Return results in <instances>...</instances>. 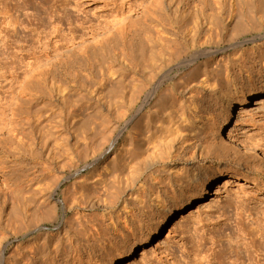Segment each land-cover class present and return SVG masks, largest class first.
Masks as SVG:
<instances>
[{"label": "rangeland", "instance_id": "obj_1", "mask_svg": "<svg viewBox=\"0 0 264 264\" xmlns=\"http://www.w3.org/2000/svg\"><path fill=\"white\" fill-rule=\"evenodd\" d=\"M5 19L15 20L18 26L14 33L3 31L2 35L7 34L0 42V264H119L130 248L137 252L149 244L152 233L144 234L157 222V210L149 198L156 181L178 173L194 176L204 169L239 174L249 182L218 180L207 189L191 220L175 226V212L167 231L153 242L148 257L134 258L131 264H183L181 260L187 262L190 252L213 255L230 241L243 245L264 264V244L253 230L255 220L264 224V186L259 183L264 179V109L249 106L250 110L239 112L246 100L254 103L258 93H264V0H0V21ZM89 26L102 28L104 34L84 35ZM72 38L74 46L70 44ZM106 42L105 55L124 77L105 84L92 57ZM44 50L51 52L49 58L33 66L34 57H43ZM158 83L157 92L146 101L145 96ZM55 86L60 91L68 89V95L63 91L60 95ZM132 90L136 91L134 97ZM64 94L68 104L62 99ZM107 97L111 98V108L105 103H109ZM32 98L49 103L48 113L58 122L61 116L67 122L65 111L72 101H80L77 114L83 121L74 129L81 132L84 122V130L90 131L82 130L79 136L75 133L78 129L73 132L65 123L64 130L54 122L61 127V133L56 127L55 131L70 144L75 138L91 136L90 148H80V141V150L67 158L55 151L61 147L60 138L54 139L56 142L53 138L33 142L24 123L30 104H35ZM228 103L234 106L228 132L254 142L256 155H244L237 145L227 144V133H216ZM98 125L103 126L101 133ZM94 127L95 137L91 134ZM220 144L227 145L229 151H221ZM120 149L126 167L103 171L109 178L108 186L112 185L110 192L116 188L111 192L115 195L99 193L100 188L88 184L90 180L83 183L86 190L77 188L81 179L91 175L96 179L101 166ZM92 150L96 152L89 155ZM79 151L83 153L77 155ZM97 152L103 153L98 165L92 160ZM83 192H89L84 195L87 199L81 196ZM93 193L106 199L109 193L114 198L99 204L97 195L88 196ZM182 195L189 196L186 191ZM91 201L95 203L89 207ZM142 204L151 209L143 212ZM168 208H173L172 203ZM130 217H134V225L128 221ZM150 217L154 218L148 221ZM126 220L128 229L123 224ZM196 234L205 239L201 248L195 247ZM253 244L261 248L262 255L253 253Z\"/></svg>", "mask_w": 264, "mask_h": 264}, {"label": "bare ground", "instance_id": "obj_2", "mask_svg": "<svg viewBox=\"0 0 264 264\" xmlns=\"http://www.w3.org/2000/svg\"><path fill=\"white\" fill-rule=\"evenodd\" d=\"M118 19H120V18H118ZM2 26H4V27H2ZM17 26H18V22H16L15 20H7V19H5V20H3V21H0V42L2 41V43H3V41H5V37H6V34L8 33V32H15L16 30H17ZM156 27V26H155ZM3 31H7V33L6 34H4V35H2V33H3ZM102 32V33H101ZM100 33L101 34H104L103 33V29L101 28H99V27H94V26H89L88 28H87V32L84 34V35H86V36H91V37H95V36H99L100 35ZM2 36V37H1ZM84 37L83 36H81L80 37V39H83ZM67 42H69V41H67ZM83 41L81 40V43H82ZM70 44L72 45V46H74V44H75V38H72L71 39V41H70ZM108 49V43L106 42V46L105 47H103L102 49H101V51L98 53V54H96V53H93V57H92V64L97 68L96 70L98 71V74H99V76H100V80H102L103 81V83H105V81L107 82V83H110L111 81L110 80H115L116 81V79L115 78H119V80H121L120 78H122V77H124V76H119L120 74H118V72H117V69L119 68H114V65H113V61L111 62L110 60H108V59H110V58H108V56L107 55H105V53H106V50ZM55 52H57V51H55ZM50 51H48V50H44V52H43V57H34V62L32 63V65L34 66V65H38V64H40V62H42L43 60H47L48 58H49V56H50ZM202 55V54H201ZM209 55V54H208ZM213 55V54H212ZM115 61V60H114ZM121 61V60H120ZM218 61V60H217ZM116 63V62H115ZM121 63H124L123 62V60H122V62ZM184 63V62H183ZM185 64V63H184ZM121 65V64H120ZM125 65V64H124ZM30 66V65H29ZM93 66V67H94ZM126 66V65H125ZM124 66V67H125ZM71 67V66H70ZM127 67V66H126ZM207 68V67H206ZM212 68H213V66H212ZM95 69V68H94ZM210 69V68H209ZM123 70V69H122ZM209 71V70H208ZM210 71H211V69H210ZM216 71V70H215ZM205 74V73H204ZM124 75V74H123ZM209 77V76H208ZM75 79V78H74ZM206 79V78H205ZM118 80V79H117ZM209 80V79H208ZM54 81V80H53ZM59 80H57V82H58ZM91 81V80H90ZM109 81V82H108ZM123 81V80H122ZM125 81V80H124ZM56 82V83H57ZM101 81H99V83H100ZM118 82H120V81H118ZM156 82V81H155ZM50 83L52 84V80L50 81ZM60 82H58V84H59ZM114 83V82H113ZM117 83V82H116ZM123 83V82H122ZM161 83H163V82H161ZM209 83V82H208ZM61 84V83H60ZM98 84V83H97ZM106 84V83H105ZM121 84V82L119 83V85ZM53 85H54V83H53ZM52 85V86H53ZM55 85H57V84H55ZM66 85V84H65ZM99 85V84H98ZM102 85V84H101ZM123 85H125L124 83H123ZM157 86L155 87V89H152V92H147L148 94L145 96V100L146 101H148L156 92H157V90H158V87L160 86V83H158V84H156ZM51 86V85H50ZM51 86V87H52ZM76 86V85H75ZM80 86V85H79ZM93 86V85H92ZM114 86V85H113ZM121 86H122V84H121ZM130 86V85H129ZM57 86H55L54 87V89H58L59 87H57ZM61 87H63V86H61ZM66 87H68L67 85H66ZM77 87V86H76ZM103 87V86H102ZM102 87H100V88H102ZM104 87H105V85H104ZM110 87H112L111 86V84H110ZM109 86H108V88H109V90L111 89ZM120 87V86H119ZM128 87V86H127ZM134 87V86H133ZM53 88V87H52ZM51 88V89H52ZM63 88H65V87H63ZM63 88H61V89H63ZM82 88H84L83 86H82ZM107 88V87H106ZM106 88H105V90H104V92L105 91H107L106 90ZM113 88V87H112ZM125 88V87H124ZM85 89V88H84ZM128 89H129V87H128ZM138 89L139 88H137V91H138ZM141 89V88H140ZM139 89V92H142L141 90ZM65 90H68V89H63V90H61L60 91V88L58 89V93H59V91H60V95L63 93V92H65ZM80 90V89H79ZM101 90V89H100ZM100 90H98L99 92H100ZM108 90V91H109ZM119 90V89H118ZM123 90V89H122ZM126 90V89H125ZM124 90V91H125ZM135 90H136V88H135ZM143 90V89H142ZM63 91V92H62ZM115 91V90H114ZM113 90H112V92H114ZM133 91V90H132ZM56 92V91H55ZM62 92V93H61ZM68 91H66L65 93H67ZM84 92H85V90H84ZM98 92V93H99ZM103 92V91H102ZM111 91H110V93H112ZM121 92V91H120ZM126 92H128L127 90H126ZM130 92V91H129ZM134 92H136V91H133L132 93H133V97H134ZM138 92V93H139ZM69 93V92H68ZM68 93H67V95H68ZM90 93H93V92H90ZM101 93V92H100ZM99 93V94H100ZM106 93V92H105ZM108 93V92H107ZM117 93H119V92H117ZM73 94V93H72ZM96 94V93H95ZM102 94V93H101ZM114 94V93H113ZM119 94H122V93H119ZM56 96H57V94H55ZM66 94H64V95H62V99L64 100V101H66V103L68 104V102H67V99L68 98H66V96H65ZM75 95V94H74ZM83 95V94H82ZM82 95H80V96H82ZM98 95V94H97ZM104 94H102V96H103ZM72 96V95H71ZM71 96H69L70 98H71ZM99 96V95H98ZM107 96H109V94L107 95ZM117 96V98H118V95L117 94H115V97ZM125 96V95H124ZM167 96V95H166ZM68 97V96H67ZM106 97V96H105ZM104 97V98H105ZM114 97V96H113ZM136 97V96H135ZM57 98V97H56ZM56 98H55V101H56ZM94 98V97H93ZM95 98H96V96H95ZM99 98V97H98ZM97 98V99H98ZM108 98V97H107ZM110 98V97H109ZM108 98V99H109ZM168 98V97H167ZM29 99H30V97H29ZM35 99V104H30V106H29V108H28V110H27V112H26V121L24 122L25 123V127L27 128V130H28V132H29V135H31V138L33 139V142H35V143H38V141H41V140H43V142L42 143H45V141L44 140H48V139H50V138H53V140L55 139H57L58 138V135H57V133H58V131L61 133V127H59L58 128V126L59 125H61L62 126V129H64L63 127L64 126H66V124H67V126L69 127V129L70 130H72L73 132H75L74 130H77L78 128H79V123H81L80 121H83V120H81L80 119V117L78 116V109H79V106H80V104H79V102L77 101V100H80V99H77V100H75V99H73V100H75V101H77L76 103H74L73 101H72V106H71V104H70V108H69V112L68 111H65V112H67L65 115H67V117H68V119L69 120H67V122L65 121L64 122V119H63V117L61 118L60 117V119L61 120H59L60 122H58V120H55V121H53L52 119H53V115H51V113L49 114L48 113V111L49 110H51V109H48L47 110V104H49V103H45V104H43V101H40V99L39 98H34ZM33 98L31 99L32 101L34 100ZM101 100H102V98H100ZM99 99V100H100ZM243 98H239V100L241 101ZM245 99V98H244ZM30 100V102H32ZM60 100V99H59ZM117 100V99H116ZM119 100H120V98H119ZM69 101V100H68ZM104 100H102L101 102H103ZM107 101V100H106ZM109 101V103H107V102H105L106 104H110V105H107L108 106V108H111L112 106H111V98L108 100ZM163 100H161V102H162ZM167 101V100H166ZM56 102H58V101H56ZM62 102V101H61ZM60 102V103H61ZM71 102V101H70ZM100 102V103H101ZM119 102V101H118ZM118 102H113V103H118ZM253 102L254 103H252L251 102V104H250V101L249 100H246L245 101V103L243 104V105H241L239 108H240V110H239V112H243V111H248V110H250L248 107L249 106H261L260 108H257V109H264V93H258V97H256L254 100H253ZM59 103V104H60ZM65 103V104H66ZM96 103V102H95ZM99 103V102H98ZM163 103H164V101H163ZM172 103V102H171ZM171 103H168V104H171ZM176 103V102H175ZM54 104V103H53ZM66 104V105H67ZM115 104V105H116ZM166 104V103H165ZM61 105V104H60ZM62 105H63V102H62ZM61 105V106H62ZM81 105H83V103H81ZM91 105V104H90ZM97 105V104H96ZM96 105H94V106H96ZM101 105H104V104H102L101 103ZM113 105V104H112ZM119 105V104H118ZM118 105H117V107H118ZM177 105V104H176ZM54 106V105H53ZM64 106V105H63ZM87 106V105H86ZM106 106V107H107ZM44 107H45V112L43 111L44 110ZM93 107V106H92ZM114 107V106H113ZM161 107H163V105H161ZM171 107H173V106H171ZM180 107V106H179ZM56 108V107H55ZM62 108V107H61ZM67 108V107H66ZM82 108V107H81ZM80 108V109H81ZM107 108V109H108ZM163 108H165V107H163ZM167 108V107H166ZM181 108V107H180ZM179 108V109H180ZM115 109V108H114ZM161 109V108H160ZM53 110V109H52ZM57 110V109H56ZM64 110V109H63ZM109 110V109H108ZM112 110H113V108H112ZM175 110V109H174ZM62 111V110H61ZM114 111V110H113ZM112 111V112H113ZM115 111H116V109H115ZM165 111V110H164ZM171 111V113H172V110H170ZM64 112V111H63ZM53 113V112H52ZM60 113V112H59ZM96 113V112H95ZM168 113H169V110H168ZM174 113V112H173ZM57 115V114H56ZM81 115V114H80ZM99 115V114H98ZM103 115V114H102ZM111 115V114H110ZM170 115V114H169ZM176 115V114H175ZM222 116H221V120H220V123H219V125L218 126H220V128L219 129H217V127H216V133L218 134H221V133H227L226 135V137H227V140H229V142L227 143V144H229L230 145V147H231V145H237L239 148H241V151L240 152H243L244 153V155H248V154H250V155H256L257 154V147L250 141V140H248V139H240V138H236V137H234L230 132H228V129H229V127H230V125H231V123H232V121H233V119H234V106H233V103H228L227 105H226V107H225V109H224V111H223V114H221ZM94 116H96V115H94ZM107 116V115H106ZM178 116H180V115H178ZM181 116H183V115H181ZM173 117H175V116H173ZM177 117V116H176ZM97 118H98V116H97ZM100 118V117H99ZM104 118V117H103ZM110 118V117H109ZM107 119V118H106ZM134 119V118H133ZM180 119H182V117L180 118ZM66 120V119H65ZM98 120V119H97ZM104 120V119H103ZM102 120V121H103ZM108 120V119H107ZM131 120V119H130ZM175 120V119H174ZM53 121V122H52ZM88 121V120H87ZM86 121V122H87ZM96 121V120H95ZM95 121H93L94 123H95ZM99 121H101V120H99ZM98 121V122H99ZM101 121V122H102ZM43 122H47V123H43ZM54 122H57L56 124H58V126L54 123ZM85 122V123H86ZM100 122V123H101ZM108 122V121H107ZM43 123V124H42ZM55 125H54V124ZM66 123V124H65ZM105 123H106V120H105ZM105 123H104V121H103V123H101V124H104L105 125ZM129 123V122H128ZM127 123V124H128ZM147 123V122H146ZM158 123V122H157ZM64 124V125H63ZM82 124L84 125V122H82ZM81 124V125H82ZM87 124H89L88 122H87ZM99 124V123H98ZM79 125V126H78ZM82 125V126H83ZM94 125V124H93ZM93 125H92V127H93ZM97 125V124H96ZM106 125H109V124H107L106 123ZM130 125V124H129ZM209 125V124H208ZM66 126V127H67ZM76 126H78V128L77 129H74V128H76ZM81 126V129L83 130V133H85V131H87L86 129L84 130V126L82 127ZM86 126V125H85ZM95 126V125H94ZM98 126H100V125H98ZM97 126V127H98ZM102 126V125H101ZM101 126L99 127V130H100V133H101ZM145 126V125H144ZM55 127L57 128V129H60V130H58L57 132L55 131ZM87 127H88V125H87ZM105 127V126H104ZM142 127V126H141ZM206 127H207V125H206ZM102 128H103V126H102ZM133 128V127H132ZM191 128V127H190ZM56 129V130H57ZM67 129V128H66ZM74 129V130H73ZM96 129L97 128H92L91 130H92V132H91V134H93V133H97V131H96ZM113 129V127L110 129L111 131H113L112 130ZM137 129V128H136ZM145 129H146V127H145ZM65 130V129H64ZM63 130V131H64ZM79 130V129H78ZM82 130H81V132H82ZM98 130V131H99ZM177 130V129H176ZM181 130H182V128H181ZM187 130V129H186ZM62 131V132H63ZM88 131H90V128H89V130ZM108 131H109V129H108ZM173 131H174V129H173ZM178 131V130H177ZM180 131V130H179ZM80 132V130L77 132H75L76 133V135H79L78 133ZM80 132V133H81ZM107 132V131H106ZM110 132V131H109ZM148 132V131H147ZM180 132H182V131H180ZM87 133V132H86ZM99 133V134H100ZM112 133V132H111ZM137 133V132H136ZM136 133H134V134H136ZM138 133H139V131H138ZM149 133V132H148ZM179 133V132H178ZM178 133H177V136H178ZM70 134H71V132H70ZM88 134V133H87ZM109 134V136L111 135L110 133H108ZM107 133H106V135H108ZM63 135V134H62ZM73 135V134H72ZM75 134H74V136H76ZM86 135V134H85ZM85 135H83V136H85ZM89 136H90V132H89V134H88ZM96 136V134H93L92 136L93 137H95ZM104 135V134H103ZM102 135V136H103ZM137 135V134H136ZM140 134H138V136H139ZM148 135V134H147ZM79 136H82V134L81 135H79ZM98 136V135H97ZM101 136V137H102ZM105 136V135H104ZM103 136V138H106V136L104 137ZM142 136V135H141ZM144 136V135H143ZM61 137V136H60ZM59 137V138H60ZM63 137V136H62ZM67 137V136H66ZM68 137H72V136H69L68 135ZM100 136H99V138H101ZM108 137V136H107ZM111 137V136H110ZM58 138V139H59ZM65 138V137H64ZM62 139V138H60V143H62V144H60L59 142H57V143H59L60 145H61V147L60 146H57L58 148H60V149H58L57 147H56V149H55V151L57 150V153H61V155H66V157H67V155L69 156V155H71V154H74V153H72V151H77L78 149L80 150V148H84L85 150H87L88 149V147H89V144L91 143V136H90V138H87V135H86V137H83L82 139H81V137L80 138H75V142H73L72 144H70L69 142L70 141H68V140H65V139ZM98 138V137H97ZM102 138V139H103ZM142 138V137H141ZM156 138V137H155ZM57 139V140H58ZM81 139V140H80ZM94 139V138H93ZM107 139V138H106ZM151 139V138H150ZM154 139V138H153ZM54 140V142H56ZM101 140V139H100ZM142 140V139H141ZM50 141V140H49ZM52 141V140H51ZM74 141V140H73ZM80 141L82 142V145H83V147H80ZM102 141V140H101ZM106 141H108V139L106 140ZM114 141V140H113ZM112 141V142H113ZM137 141V140H136ZM135 141V142H136ZM94 142V141H93ZM92 142V143H93ZM103 143V142H102ZM107 143V142H106ZM117 143V142H116ZM54 144H56V143H54ZM94 144V143H93ZM100 144V143H99ZM146 144H148V143H146ZM57 145V144H56ZM81 145V146H82ZM92 145V144H91ZM103 145V144H102ZM129 145V144H128ZM41 146H44V145H41ZM133 146H135V145H133ZM145 146V145H144ZM218 146V145H217ZM227 146V145H226ZM225 145H222V144H220V146H218V147H220L221 148V151H225V150H227L228 149V151H229V148L228 147H226ZM80 147V148H79ZM129 147V146H128ZM128 147H127V149H128ZM137 146H135V148H136ZM140 147V146H139ZM49 148V147H48ZM90 148V147H89ZM94 148V147H93ZM92 148V149H93ZM121 148V147H120ZM95 149V148H94ZM99 149V148H98ZM100 149H101V147H100ZM99 149V150H100ZM122 149V148H121ZM121 149H120V151H117L116 150V152L114 153V155L111 157L112 159H110L109 160V162H107V164H105L104 166H101V167H103L100 171H98L99 173L98 174H96V179H95V177H93L92 175H91V177L90 178H88L87 180H83V179H81V181L78 183V184H76V186L78 185V187L77 188H84L85 189V187H86V185H83V183L84 182H89V180H90V182L88 183V184H92V186L93 187H96V188H100V190H99V193H100V191L102 192V191H105L106 193H107V191L108 192H110V189L112 188L111 186L112 185H110V186H108V182H110L109 180H107V179H109V178H105V176L106 175H104L105 174V172H103L104 170H107V168L109 167L110 168V170H111V168L112 169H118L117 167L118 166H120V165H122L121 167H123V163H124V161L122 160V155H124V154H122L124 151H121ZM137 149H138V147H137ZM137 149H135V150H137ZM217 149H219V148H217ZM222 149H224V150H222ZM47 150V149H46ZM119 150V149H118ZM122 150H126V149H122ZM129 150V149H128ZM127 150V151H128ZM243 150V151H242ZM50 151V150H49ZM48 151V152H49ZM82 151V150H81ZM81 151H79L78 152V154H77V152H75L77 155H80V153H81ZM84 151V150H83ZM93 151L94 150H92V152H91V154H89V155H93L95 152H96V150L94 151V153H93ZM98 151V150H97ZM47 152V153H48ZM54 152V151H53ZM84 152H86V151H84ZM128 152H130V151H128ZM132 152V151H131ZM130 152V154L132 155V153ZM138 152H139V150H138ZM51 153V152H50ZM56 153V154H57ZM83 153V152H82ZM81 153V154H82ZM87 153V152H86ZM85 153V154H86ZM93 153V154H92ZM97 153H99V152H97ZM55 154V153H54ZM53 154V155H54ZM126 154V153H125ZM127 154H129V153H127ZM263 155H264V152H263ZM46 156V155H45ZM55 156V155H54ZM58 156V155H57ZM56 156V157H57ZM125 156V155H124ZM127 156V155H126ZM135 156V155H134ZM133 156V157H134ZM138 156V155H137ZM51 157V156H50ZM65 157V156H64ZM73 157V156H72ZM78 156H76V158H77ZM90 157V156H89ZM88 157V158H89ZM103 157V153L101 152V153H99V155L97 156V157H93L94 159H92V160H94V163H98L99 161H100V159ZM129 157H130V155H129ZM54 158V157H53ZM52 158V159H53ZM68 158V157H67ZM75 158V157H74ZM124 158V157H123ZM128 158V157H127ZM51 159V158H50ZM52 159L50 160V161H52ZM58 159V158H57ZM57 159H56V161H57ZM79 159V158H78ZM248 159V158H247ZM246 159V160H247ZM71 160V159H70ZM81 160V159H80ZM83 160H86V157L85 158H83L82 159V161ZM91 160V161H92ZM125 160V159H124ZM132 160V159H131ZM246 160H244V162H247ZM72 161H73V159H72ZM81 161V162H82ZM125 161H127V160H125ZM55 162V161H54ZM62 162H63V158H62ZM59 163V164H63V163ZM64 162H65V160H64ZM130 162V161H129ZM56 163V162H55ZM89 163V162H88ZM100 163V162H99ZM128 163V162H127ZM58 164V165H59ZM69 164V163H68ZM68 164H65V165H67L68 166ZM93 164V163H92ZM126 164V163H125ZM98 165V164H97ZM64 166V165H63ZM70 166V165H69ZM95 166V165H94ZM128 166V165H127ZM54 167V166H53ZM52 167V168H53ZM74 167V166H73ZM85 167V166H84ZM124 167H126V166H124ZM123 167V168H124ZM129 167V166H128ZM51 168V169H52ZM56 168H58V166H56ZM60 168H61V166H60ZM59 168V169H60ZM96 168V167H95ZM123 168H121L120 170L122 171L123 170ZM130 168V167H129ZM50 169V170H51ZM48 170V169H47ZM98 170V169H97ZM46 171V170H45ZM59 171V170H58ZM117 171H119V170H117ZM117 171H112V172H117ZM97 173V172H96ZM108 173V172H107ZM110 173H111V171H110ZM110 173H108V174H110ZM120 173H122V172H119L118 174H120ZM91 174V173H90ZM257 174V173H256ZM94 175V174H93ZM88 176V175H87ZM90 176V175H89ZM115 176V175H114ZM119 175H117L116 177L119 179V177H118ZM51 177V176H50ZM49 177V178H50ZM110 178H114L113 176H111ZM122 178V177H121ZM223 178H230V180H234V182H236V183H238V184H240L241 182H249L248 181V179L246 178V177H244V176H242V175H239V174H234V173H231V172H220V173H214V172H212V171H210L209 169H204V170H201V172L198 174V175H194V176H186V175H184V174H173V175H168V177H164V179H158L157 181H156V185H155V187L154 186H152L153 187V189H151V191H150V195H149V198L151 197V206L152 207H155L156 208V210H157V214H156V221L157 222H155V223H152L151 225H149L147 228H146V232H145V234H144V236H146V235H149V234H151L152 233V235L150 236V241H149V244H146L145 243V245H144V247L142 248V249H140V250H138L137 252H135V249H133V248H130L127 252H128V254L125 256V257H123L121 260L122 261H120V263L119 264H131V260L132 259H134V258H139L140 260H142L143 258H146V257H148V255L150 254V252L153 250V247H154V244H153V242L155 241V240H158V239H160L161 238V236H162V234L164 233V232H166L167 231V224L171 221V219H172V217L177 213V218H175V223L173 224V225H180V224H183L185 221H189V220H191L193 217H194V213L196 212V210H195V208L197 207V206H199L200 204H201V202H202V200H203V198H204V195H205V193H206V191H207V189L211 186V185H213L214 183H216L218 180H220V179H223ZM105 179H106V181H105ZM57 180H58V178H57ZM77 180V179H76ZM114 180H115V178H114ZM119 180H121V179H119ZM118 180V181H119ZM54 181H56V180H54ZM108 181V182H107ZM118 181H116L117 183H118ZM251 181V180H250ZM258 181V180H257ZM253 183H254V181H252ZM56 183V182H55ZM113 183V182H112ZM120 183H121V181H120ZM259 183L262 185V186H264V179H261V180H259ZM116 184V183H115ZM114 184V185H115ZM38 185V184H37ZM55 185V184H54ZM256 185H257V183H256ZM39 186V185H38ZM109 187V189H108V187ZM258 186V185H257ZM75 187V186H74ZM111 187V188H110ZM115 187V186H114ZM36 188V187H35ZM91 188V187H90ZM89 188V189H90ZM40 189V188H39ZM76 189V188H75ZM92 189V188H91ZM90 189V190H91ZM95 189V188H94ZM94 189H92V190H94ZM114 189H116V188H113L112 189V191H115ZM132 188H130V190H131ZM36 190V189H35ZM34 190V191H35ZM41 190V189H40ZM40 190H38V191H40ZM86 190V189H85ZM129 190V191H130ZM33 191V192H34ZM74 191V190H73ZM73 191H72V193H73ZM76 191V190H75ZM94 191H96V190H94ZM111 191V192H112ZM187 192V194H189V196L188 197H185V195H182V192ZM35 192H37V191H35ZM68 192H70L71 193V191H68ZM85 192V191H84ZM83 192V193H84ZM93 192V191H92ZM96 192H98V191H96ZM110 192V193H111ZM41 193V192H40ZM82 193V192H81ZM87 193H89V192H87ZM87 193H84V194H81V196L83 195H85V194H87ZM103 193V192H102ZM102 193L100 194V195H102ZM106 193H104V195H106ZM114 193V195L116 194L115 192H113ZM113 193H111V194H113ZM77 194V193H76ZM78 194H80L79 193V190H78ZM77 194V195H78ZM96 194V193H95ZM38 195V194H37ZM65 195V194H64ZM70 195V194H69ZM97 196H98V194H96ZM95 195V196H96ZM108 195H109V193H108ZM107 195V197L109 198V197H112V195H109L108 196ZM125 195V194H124ZM128 195V194H127ZM131 195V194H130ZM180 195H182L183 196V199L182 200H180L179 202H177V198H179V196ZM34 196H35V194H34ZM88 196L90 197H95L94 196V193H93V195H89L88 194ZM96 196V197H97ZM134 196V195H133ZM65 197V196H64ZM70 197L71 198H73L74 197V194H73V197L70 195ZM75 197H76V195H75ZM74 197V198H75ZM87 197V195L86 196H84V198H86ZM89 197H88V200H89ZM99 197V196H98ZM104 198V199H102V198ZM66 198V197H65ZM77 198H79V197H77ZM83 198V197H82ZM83 198V199H84ZM106 199V197H103V195L102 196H100L99 198H97L96 199V202L97 203H99L100 204V202H101V200H106V202H107V200H109V199ZM112 198H114V197H112ZM117 198V197H116ZM131 198V197H130ZM68 199V198H67ZM87 199V198H86ZM92 199H94V198H92ZM64 200V199H63ZM70 200V199H69ZM76 200V199H75ZM75 200H73V201H75ZM79 201H80V199H78ZM114 200V199H113ZM112 200V201H113ZM66 201V200H65ZM78 201V202H79ZM93 201V200H92ZM92 201L90 202V203H88V204H92ZM111 201V202H112ZM141 201V200H140ZM41 202V201H40ZM77 202V203H78ZM88 202V201H87ZM110 202V201H109ZM111 202H110V204H111ZM143 202V201H142ZM80 203H83V201H82V199H81V202ZM86 203V200H84V204ZM95 203V202H94ZM94 203L92 204V205H89V207L90 206H93L94 205ZM97 203H96V205H97ZM105 203V202H104ZM114 203V202H113ZM170 203H172V205H173V208L171 209V208H168V204H170ZM40 204V203H39ZM70 204H72L71 203V201H70ZM74 204H76L75 202H74ZM101 204H103V203H101ZM107 204H109V203H107ZM106 204V206H108ZM140 204V203H139ZM79 204H77L76 206H78ZM75 206V205H74ZM74 206H72V207H74ZM80 206V205H79ZM104 206H105V204H104ZM150 206V207H151ZM95 207H97V206H95ZM101 207V206H100ZM150 207H147V206H145V204H144V206H143V204L141 205V209H142V211L144 212V210L145 209H147V211L148 210H150L151 208ZM200 207V206H199ZM78 208H80V207H78ZM113 208V207H112ZM123 208H125V207H123ZM94 210V209H93ZM146 212V211H145ZM176 212V213H175ZM128 214V213H127ZM131 214V213H130ZM129 214V215H130ZM148 218V217H147ZM152 218H154V217H150L149 219H148V221H151V220H153ZM126 219H128V218H126ZM130 219L131 220H128V221H130L131 222V224L132 225H134L135 224V220H134V217H130ZM127 220L126 221H124V226H126V229H128L127 228V226H128V222ZM78 222V221H77ZM129 222V223H130ZM140 222V221H139ZM199 222H201V220H199ZM254 224H256V227L253 229L256 233H259L260 234V236H261V239H262V244H264V224L263 225H259V223H257L256 222V220H255V222H254ZM141 228H142V226H141ZM195 230H197V229H195ZM194 233H197V231L196 232H194ZM195 235V234H194ZM194 235H191V236H194ZM197 235V234H196ZM195 237V236H194ZM197 237H199V238H197ZM191 238H193V237H191ZM196 238L198 239L197 241H195L194 240V243L195 244H197V245H195V247L196 248H201V247H203V245H204V243H206L204 240V238H202L201 236H196ZM193 239H195V238H193ZM190 240V239H189ZM190 242V241H189ZM190 243H192V241L190 242ZM235 242H233V244L231 243V241L228 243V246H226L225 248H223V250L220 252V253H216V252H213V255L211 254H209V255H206V256H201L200 255V252H190V253H188V255H187V262H185V259L183 258V260H181V263L182 262H184L183 264H263V263H260V259H258V260H256V258H254V256L252 255V253L247 249V248H245V247H243V245H239V243L237 244V243H235ZM194 245V244H193ZM253 250V253L254 254H256V256H259V254H261L262 255V250H261V248L260 247H255L254 246V244H253V246L251 247ZM264 249V248H263ZM197 251H199L198 249H197ZM181 257V256H180ZM191 257H193V258H191ZM231 257H233L234 259H232ZM99 264H114L112 261H107V262H103V263H99Z\"/></svg>", "mask_w": 264, "mask_h": 264}]
</instances>
